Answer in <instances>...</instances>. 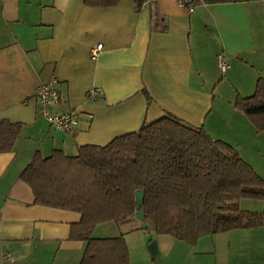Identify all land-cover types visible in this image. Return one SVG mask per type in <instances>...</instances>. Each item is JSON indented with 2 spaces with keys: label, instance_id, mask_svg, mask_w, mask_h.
Wrapping results in <instances>:
<instances>
[{
  "label": "crops",
  "instance_id": "1",
  "mask_svg": "<svg viewBox=\"0 0 264 264\" xmlns=\"http://www.w3.org/2000/svg\"><path fill=\"white\" fill-rule=\"evenodd\" d=\"M220 52L236 62L237 82L249 95H231L232 81L216 78ZM52 77L61 93L55 111L80 114L73 133L50 128L37 113L35 90ZM259 79L263 0L200 2L193 13L180 9L178 0H146L140 10L135 0L109 8L84 0H0V119L21 126L12 151L0 154V264H81L86 251V242L70 238L80 214L35 205L20 180L35 153L47 158L59 150L73 157L81 146H105L171 115L230 145L264 180V133L234 106L238 96H252L250 88L255 93ZM93 89L101 91L97 100L87 98ZM240 209L264 218V201L242 200ZM113 224L97 225L91 237L123 236L129 264H136L129 233ZM176 241L171 249L158 243L163 264H264V224L194 245ZM138 250L140 264H154L149 250Z\"/></svg>",
  "mask_w": 264,
  "mask_h": 264
},
{
  "label": "trees",
  "instance_id": "2",
  "mask_svg": "<svg viewBox=\"0 0 264 264\" xmlns=\"http://www.w3.org/2000/svg\"><path fill=\"white\" fill-rule=\"evenodd\" d=\"M119 1L84 4L109 8ZM145 1L135 0L136 9ZM225 1L201 0L208 5ZM234 106L264 133L263 79L251 97L238 96ZM20 129L0 119V154L12 151ZM19 177L31 188L35 205L80 214L70 238L87 243L81 264H129L123 236L91 235L97 225L123 224L141 209L143 223L157 235L190 245L205 236L264 224L263 214L240 209L242 200L264 201V180L230 145L171 115L105 146H81L73 157L59 150L47 158L35 153ZM139 192L144 194L141 208L136 203Z\"/></svg>",
  "mask_w": 264,
  "mask_h": 264
},
{
  "label": "built area",
  "instance_id": "3",
  "mask_svg": "<svg viewBox=\"0 0 264 264\" xmlns=\"http://www.w3.org/2000/svg\"><path fill=\"white\" fill-rule=\"evenodd\" d=\"M200 2L201 0H178V7L188 13H193ZM101 49V45L96 46L92 51V57L95 58ZM218 68L223 74L228 69V66L223 63L222 57L218 58ZM100 96L101 91L98 89L90 90L87 94L89 100H97ZM34 98L37 104V113L46 120L50 128L64 133H73L77 129L80 117L78 112L75 110L55 111L61 102L59 81L56 77L39 84L35 90ZM8 259L11 260L9 256Z\"/></svg>",
  "mask_w": 264,
  "mask_h": 264
},
{
  "label": "rangeland",
  "instance_id": "4",
  "mask_svg": "<svg viewBox=\"0 0 264 264\" xmlns=\"http://www.w3.org/2000/svg\"><path fill=\"white\" fill-rule=\"evenodd\" d=\"M215 40V39H214ZM219 57H222L223 59V63L225 65L228 66V70H227V73L226 74H222L221 71L218 69L216 71V78L219 79L220 81L222 80H231L232 82L228 83L227 86H229V90H231L230 94L231 95H234L237 91H239L240 95L241 96H244V95H249L244 89H243V85L242 84H239L237 82V65H236V62L233 61V59L231 57H229V55H226V54H223L222 52H220L218 55H217V60L216 62L218 63V58ZM250 91H251V94L250 95H253L252 93V88H250ZM233 93V94H232ZM250 213H255V212H250ZM146 224V223H143L141 221H139L136 217L134 218H131L130 220H128L127 222L123 223V224H113L114 226H116V228L118 230H120V234H125L126 233H129L128 234V239L130 240L129 241V244H130V247L132 249V253L134 255V260L136 262V264H140L141 263V254L139 252V248L144 246L146 248V250H148V246L151 242L153 243H156L157 246H158V243H163V244H166L168 249H171L173 248V244L174 242H177L176 240H174L173 238L169 237V236H159L155 233V231L150 228V229H144L143 228V225ZM103 227H99V229H97V232L99 234L103 233L102 231ZM118 234V235H120ZM105 235H108V234H105ZM135 246V248H134ZM159 249V248H158ZM159 251V250H158ZM148 254L149 251H147ZM151 256V255H150ZM165 253L161 256H157L155 258H150V262H154V264H163L164 260H165ZM152 260V261H151Z\"/></svg>",
  "mask_w": 264,
  "mask_h": 264
},
{
  "label": "water",
  "instance_id": "5",
  "mask_svg": "<svg viewBox=\"0 0 264 264\" xmlns=\"http://www.w3.org/2000/svg\"><path fill=\"white\" fill-rule=\"evenodd\" d=\"M143 201H144V194L142 192L137 193L136 194V203H137L138 208H141V206L143 204ZM144 216H145V214H144V210L143 209L139 210L136 213V218L139 221H141V222L144 221ZM143 228L144 229H150L151 226L149 224H144ZM148 250H149V252H150L152 257H156L158 255V253H159L157 244L153 243V242H151L149 244Z\"/></svg>",
  "mask_w": 264,
  "mask_h": 264
}]
</instances>
